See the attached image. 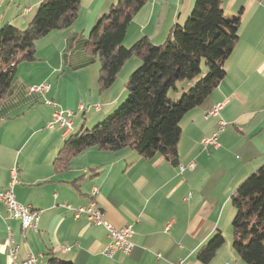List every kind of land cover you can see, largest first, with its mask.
Masks as SVG:
<instances>
[{"label": "crops", "instance_id": "0c3cea01", "mask_svg": "<svg viewBox=\"0 0 264 264\" xmlns=\"http://www.w3.org/2000/svg\"><path fill=\"white\" fill-rule=\"evenodd\" d=\"M41 1L0 0V28L5 24L25 28ZM115 2L80 0L73 24L38 39L35 59L17 65L0 103V190L16 172L15 199L38 214L36 227L23 229L20 221L6 218L0 204V264H11L8 229L19 246L17 262L33 255L37 264H46L52 255L73 264H246L230 240L207 263L197 253L217 232H226V221L235 212L233 191L264 166V0H223L225 15L241 11L238 42L224 63L219 85L182 117L176 165L161 155L146 159L129 148L89 147L58 171L53 163L65 141L84 124L109 115L126 93L119 84L99 92L89 77L92 63L84 50L90 30ZM193 5L194 0H147L129 22L123 45L129 47L142 37L162 43L172 26L185 23ZM129 63H124L117 81L126 76L125 65L140 64L138 59ZM63 77L71 82L66 87L60 84ZM42 82L50 84L46 92L29 91ZM87 103L99 108L88 112ZM217 103H223L218 115L206 118ZM55 108L73 110L72 120L73 115H63L72 121L69 131L57 124L47 127ZM219 119L226 122L218 135L219 146H204L202 138L216 130ZM189 163L193 168L180 170ZM90 201L114 227L132 225L128 253L107 257L105 228L90 223L84 214L75 217L63 206L77 208Z\"/></svg>", "mask_w": 264, "mask_h": 264}, {"label": "trees", "instance_id": "16d2710c", "mask_svg": "<svg viewBox=\"0 0 264 264\" xmlns=\"http://www.w3.org/2000/svg\"><path fill=\"white\" fill-rule=\"evenodd\" d=\"M80 0H42L25 28H0V103L6 97L17 65L35 59V42L75 21ZM147 0H116L92 27L84 50L89 63L98 61V89L107 91L124 63L135 56L140 64L126 80L128 96L106 121L81 129L63 144L54 167L63 171L89 147L101 151L135 150L146 159L163 156L177 164L180 121L200 105L225 75L224 63L238 42L241 11L226 16L223 0H194L183 25H174L165 41L155 45L142 37L123 45L127 26ZM205 67V74H202ZM193 81L177 100L169 96L177 84ZM180 89V88H179ZM232 248L246 264H264V166L239 183L231 195ZM217 232L198 253L207 263L224 244ZM46 264H73L50 255Z\"/></svg>", "mask_w": 264, "mask_h": 264}, {"label": "built area", "instance_id": "2783aa9c", "mask_svg": "<svg viewBox=\"0 0 264 264\" xmlns=\"http://www.w3.org/2000/svg\"><path fill=\"white\" fill-rule=\"evenodd\" d=\"M49 86L45 83L38 84V85H32L28 89L30 92H46L48 90ZM46 103L50 106L56 107V105L51 101L47 100ZM80 110L84 109V106L82 104H79ZM223 103H217L213 105L206 113L205 117H211L218 115L220 109L222 108ZM95 109H98L99 106H94ZM67 115L68 117H71L73 115L72 110L70 109H54L52 114V119L50 122H48L47 127L52 128L55 124L64 127L65 132L69 131L72 126V121L65 118L63 115ZM226 122L223 119H219L218 126L216 130L208 137H204L201 140V143L204 146L211 145L215 148L219 146L218 142V135L225 127ZM193 168V163H189L187 166L180 165V170H183L184 168ZM16 184V172L15 177H11L10 181L8 183V186L0 190V204H2L6 211V218L9 219H15L19 221V218L21 217V211H26V208H29L28 205H23L19 203L15 199V195L13 192V186ZM96 193V188H93L92 195L94 196ZM66 209L72 210L74 212V216L78 217L81 214H84L86 216V219L95 225H101L105 228L107 231V238L108 242L106 246L103 249V253L107 257H111L116 252H123L128 253L133 243L131 241V237L133 234V229L131 224H127L123 227L117 228L111 225L106 219H104V216L102 214V211L96 207V204L94 201H90V203L86 206H79L77 208H72L70 205H63ZM38 221V214L35 215V224L33 225V228L36 227ZM19 250L18 244H15L11 232L8 229L7 233V244H6V252L9 258L11 259V264H37V258L33 255H29L26 259L22 261L17 262V252ZM157 257L160 258V254H157ZM171 264H182V261H179L177 263H171Z\"/></svg>", "mask_w": 264, "mask_h": 264}, {"label": "rangeland", "instance_id": "374dc122", "mask_svg": "<svg viewBox=\"0 0 264 264\" xmlns=\"http://www.w3.org/2000/svg\"><path fill=\"white\" fill-rule=\"evenodd\" d=\"M227 16V15H226ZM150 41V40H149ZM164 41H162V43H163ZM159 44H161V43H159ZM155 45H158V44H155ZM134 60H137L136 59V57L135 56H132V57H130L128 60H127V62H130L131 64L134 62ZM140 62V61H139ZM129 63V64H130ZM126 64H128V63H126ZM126 67H125V69H123V70H125V73H126V76L125 77H127V78H125L124 77V79L122 78V80H119L118 79V81H117V79H116V81H117V83H116V81L114 82V84H119L120 86L119 87H123L124 86V84H125V81H126V79H128V77H129V75H130V73H132V71H134L135 69H136V67H138V66H136L135 68H131V65H125ZM91 70H94V72L93 73H91L92 71ZM98 71H99V63H98V61H96L95 63H92V64H90L89 65V77H91L92 76V79H94L95 81H96V83H97V85H98V82H97V78H98ZM120 73V72H119ZM121 74H123V73H120V75ZM205 74V67H202V74L201 75H204ZM57 75V74H56ZM58 75H60V73L58 74ZM119 75V76H120ZM120 78V77H119ZM43 83H45L46 85H48L49 87H50V84L48 83V82H42V83H40V84H43ZM69 83H71V82H69V81H67V79H65L64 77L61 79V81H60V84H61V86H64V87H66ZM188 83V81H184V82H182V83H178L176 86H177V88H178V91L176 92L175 90H173V89H170V91H169V96L172 98V99H174V100H177V99H179L180 97H181V95L185 92V91H187V89H188V87H190V86H192L193 85V81H189V85H186ZM181 84H183L182 86H183V88L182 89H179L180 87H181ZM38 85V84H37ZM95 86V85H94ZM112 87H113V85H112ZM49 89V88H48ZM77 89V88H76ZM118 89H120V88H118ZM71 90V88L70 89H68V91H67V94L69 93V91ZM81 90V89H80ZM127 96H128V92L126 91V93L124 94V96H123V98H121V100H120V102L117 104V106H116V108L109 114V115H107L106 117H104V118H102L101 120H99V121H96L95 123H93V124H88L87 125V127H85V124H84V128L85 129H90V128H92L94 125H96V124H98V123H102V122H104V121H106L110 116H112V114L120 107V105L125 101V99L127 98ZM82 99H84L83 97H81ZM46 101L47 100H45V104H47L46 103ZM83 101V100H82ZM83 103V102H82ZM55 105H57L56 103H54ZM84 105H85V103H83ZM48 105V104H47ZM88 105H90V103H87V105L86 106H88ZM85 107V106H84ZM92 107H94V105H90V106H88V107H85V110H88V112H93L92 110ZM59 109H61V110H65V109H63V108H59ZM73 111V110H72ZM81 112V111H80ZM81 115V113H76V115ZM75 117V115H73V117L71 118V120L73 119ZM86 119H88V117H85ZM231 209L232 210H234V207H233V205L231 204ZM234 214H235V212H234ZM234 214L233 215H231L230 216V218H228V220L226 221V225H227V230H226V232L223 234V236H224V238H225V243L226 242H229V240H230V242H231V244H232V236H233V234H232V225H231V222H232V219H233V217H234Z\"/></svg>", "mask_w": 264, "mask_h": 264}, {"label": "bare ground", "instance_id": "6f19581e", "mask_svg": "<svg viewBox=\"0 0 264 264\" xmlns=\"http://www.w3.org/2000/svg\"><path fill=\"white\" fill-rule=\"evenodd\" d=\"M13 171V170H12ZM14 171L12 174V177H15ZM35 213L34 211L31 210V208H26V211H21V217L19 218L21 227L23 229L27 228H33V225L35 224Z\"/></svg>", "mask_w": 264, "mask_h": 264}]
</instances>
